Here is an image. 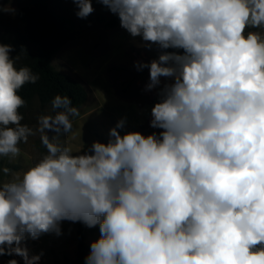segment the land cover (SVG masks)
<instances>
[{
  "label": "clouds",
  "instance_id": "clouds-1",
  "mask_svg": "<svg viewBox=\"0 0 264 264\" xmlns=\"http://www.w3.org/2000/svg\"><path fill=\"white\" fill-rule=\"evenodd\" d=\"M72 2L79 18L94 12L92 0ZM97 2L164 50L136 64L147 90L169 81L151 108L161 131L122 135V119L80 154L44 136L47 154L0 183V257L37 264L23 242L70 221L99 226L85 264H264V0ZM13 50L0 43V157L33 134L19 91L39 77ZM53 109L41 130L70 131V99Z\"/></svg>",
  "mask_w": 264,
  "mask_h": 264
},
{
  "label": "rangeland",
  "instance_id": "rangeland-1",
  "mask_svg": "<svg viewBox=\"0 0 264 264\" xmlns=\"http://www.w3.org/2000/svg\"><path fill=\"white\" fill-rule=\"evenodd\" d=\"M29 0H0L10 23L18 16V8ZM94 12L86 18L76 15L78 8L72 0H50L57 12L66 14V26L70 40L53 57L54 67L79 81L88 92L85 104L71 117L72 129L59 133L41 130V118L54 116L56 110L51 105H43L34 99L29 108L21 112L22 124L32 129L33 134L26 143H20L18 156L0 157V183L8 182L21 175L30 166L47 154L43 137L61 148H69L72 154H80L94 141L107 142L109 130L120 120L124 126L118 131L123 135L129 131H139L145 135L160 129L150 127L151 108L159 100V91L164 83L147 90L149 71L138 70L137 62L148 63L157 59L162 49L156 44L149 45L141 37H132L120 24L109 28L105 22L115 16L105 6L92 0ZM7 169V172L4 170ZM77 224L61 222V234H42L38 239L27 238L23 246L29 256L39 255L37 264H63L73 260L77 250ZM99 226L89 228L88 243L99 238ZM24 263L22 257L13 255ZM9 259L0 257V264Z\"/></svg>",
  "mask_w": 264,
  "mask_h": 264
},
{
  "label": "trees",
  "instance_id": "trees-1",
  "mask_svg": "<svg viewBox=\"0 0 264 264\" xmlns=\"http://www.w3.org/2000/svg\"><path fill=\"white\" fill-rule=\"evenodd\" d=\"M66 20L65 12H57L50 5V0H29L27 5L18 8V16L13 23L9 22L4 7L0 5V43L13 46L11 55L17 68L30 67L39 77L34 84H26L19 91L26 102L20 112L29 108L34 99L53 107L55 97H67L76 110L87 101L86 88L70 75L58 71L52 62L55 54L70 40ZM103 22L109 28L120 24L117 15ZM91 145L85 147L90 149ZM88 232L89 227L78 222L76 256L63 264H85V258L90 252ZM5 257L16 259L13 255ZM18 264L24 263L18 261Z\"/></svg>",
  "mask_w": 264,
  "mask_h": 264
},
{
  "label": "crops",
  "instance_id": "crops-1",
  "mask_svg": "<svg viewBox=\"0 0 264 264\" xmlns=\"http://www.w3.org/2000/svg\"><path fill=\"white\" fill-rule=\"evenodd\" d=\"M105 143H107V142H105Z\"/></svg>",
  "mask_w": 264,
  "mask_h": 264
}]
</instances>
